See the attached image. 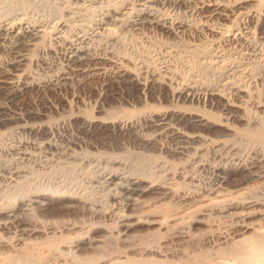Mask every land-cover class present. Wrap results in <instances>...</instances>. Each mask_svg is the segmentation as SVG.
<instances>
[{"label": "bare ground", "instance_id": "obj_1", "mask_svg": "<svg viewBox=\"0 0 264 264\" xmlns=\"http://www.w3.org/2000/svg\"><path fill=\"white\" fill-rule=\"evenodd\" d=\"M145 31L197 39L160 43L162 55L197 65L156 67L118 52L151 41ZM121 146L152 154L147 168L128 169ZM228 171L243 172L239 191L197 209L229 191ZM263 173L264 0H0V252L25 248L5 264H72L53 240L79 225L116 226L130 216L128 200L166 229L127 243L125 259L99 261L146 264L153 252L149 264H264V221L246 220L264 212V190L245 187ZM66 197L87 205L38 213ZM229 205L239 213L223 214ZM195 213L210 222L199 233ZM193 235L212 256L184 257L180 241Z\"/></svg>", "mask_w": 264, "mask_h": 264}, {"label": "rangeland", "instance_id": "obj_2", "mask_svg": "<svg viewBox=\"0 0 264 264\" xmlns=\"http://www.w3.org/2000/svg\"><path fill=\"white\" fill-rule=\"evenodd\" d=\"M147 32V31H145ZM150 33V39L151 41L145 42L140 41L135 42V51L133 52L128 51L129 49H126V46L118 45V52L123 54V52L126 51V54L134 55L135 52L138 55V57L142 56V58L145 59L146 62H150L151 65L156 67H161L165 64H170L172 66H175L177 69L185 70V66L183 65L181 59H187L190 64L197 65V61L192 57L186 56L184 53H174L168 55H162V49L161 44L164 42H168V44L176 46L178 45L179 48H184L188 43L190 45L191 41L192 44L195 40L191 37H188L184 35L183 37H165L161 36L157 32L153 33L152 31L147 32ZM156 37V38H155ZM163 37V38H162ZM161 38V39H160ZM180 38V39H179ZM187 38V39H186ZM158 41H157V40ZM163 40V42L161 41ZM169 40V41H168ZM190 40V42H188ZM161 41V42H160ZM198 41V40H197ZM153 42V43H152ZM171 42V43H170ZM177 42V43H176ZM200 42V41H199ZM161 43V44H160ZM140 44V45H138ZM186 44V45H185ZM157 45V46H156ZM184 45V46H183ZM145 48H144V47ZM125 48V49H123ZM157 48V49H156ZM120 49V50H119ZM146 49V50H145ZM123 50V51H121ZM151 52H150V51ZM154 52H153V51ZM157 50V51H156ZM160 51V52H159ZM141 53V54H139ZM151 53V54H150ZM159 53V54H157ZM135 54V55H136ZM180 54V55H179ZM183 54V55H181ZM174 55V56H173ZM188 57V58H186ZM151 58V59H150ZM154 58V59H152ZM163 58V59H162ZM171 59V60H170ZM154 62H153V61ZM169 60V61H168ZM194 60V62L192 61ZM168 61V62H167ZM178 61V62H177ZM158 62V63H157ZM164 62V63H163ZM180 62V63H179ZM155 63V64H154ZM160 64V66H159ZM182 64V65H179ZM179 65V66H178ZM184 66V69L182 68ZM93 82H92V81ZM90 80V84L97 85L101 83V80L99 78H94ZM98 80V81H97ZM100 81V82H99ZM32 98V96H29ZM106 107H109L107 104ZM95 114L102 115V113L95 111ZM240 127H243V124H239ZM123 145V144H122ZM121 146L120 148L117 147L114 152L118 154L123 160L127 162V168L134 169L136 171H141L145 168H147V165H149L148 161L152 158V154L150 155L149 152L145 151L143 153H139L136 149V152L134 148L129 146ZM132 149V151H131ZM135 151V152H134ZM151 157V158H150ZM147 162V163H146ZM146 165V167H145ZM132 167V168H131ZM145 167V168H144ZM133 170V171H134ZM243 172L242 171H228L226 173V180L224 181V187L229 189L227 193L222 194L221 196L213 197L212 199H204L203 201L199 202L201 203L200 206H197V209H205L207 206H209L211 203H218L220 202V199L222 198H229L235 193H237L239 190L238 188L242 185H238L241 181H243ZM246 189L251 190L254 193H260L264 190V173L260 176H255L251 181H249L247 184H245ZM262 188V189H261ZM47 201V198H45ZM109 201H116V199L112 196H109ZM163 207L167 206L166 199L162 200ZM134 200H128L129 205L125 208V211L130 214L129 217L124 218L123 220L119 221L116 226H110V225H79L76 226L74 229L68 230V237H66L65 241H63V244L61 243V238H56L53 241H59L58 248L62 249L68 256H71L73 261L72 264H106L107 262L99 261L98 257L102 256H113L120 257V259H123L124 256H121V253H127V243H130L131 241H141L145 242V240H148L152 237V235L165 231L166 225L163 223L161 225L162 216L157 214H144L143 211H140L139 209L134 208L133 204ZM87 203L83 202L82 200L76 198V197H66L60 200H53L51 204L47 205L44 208L39 209L38 213L40 216L44 219H53L62 216L63 213L72 212L78 209L84 208ZM97 208H100V206L95 205ZM72 210V211H70ZM240 207L229 205L228 208L223 212L226 215H230L231 213L237 214L239 213ZM28 210H25V207L23 206V209H19L20 214H26ZM219 213H216L218 215ZM222 215V214H221ZM2 217L6 216V214H2ZM200 217L201 220L205 221H197L192 220L190 221V224L192 226V230L199 233L201 231H204L209 227V221H207V216L203 213H195V217ZM150 219V221H148ZM166 220H168L166 218ZM246 220L248 222L252 223H261L264 221V212L261 213H255L252 216L246 217ZM170 221V219H169ZM171 222V221H170ZM251 223V224H252ZM5 234H10V232H5ZM252 234V230L248 229L244 236H249ZM45 235L40 234L39 238L37 240H45ZM122 240V241H121ZM150 240V239H149ZM147 242V241H146ZM182 245H184V252L186 255L184 257H188L187 259L190 260H196L200 258H208L209 256H212V249L210 247V244L204 243L203 241L199 240V236L193 235L191 238L185 241H180ZM45 245L40 244L39 247L36 249L37 252L44 254L46 253ZM40 249V251H39ZM44 249V250H43ZM16 251V252H15ZM18 254V255H24L25 254V248L19 247L15 250H6L3 252H0V264H5L3 262L4 259H8L10 254ZM129 255L134 257L138 256L137 254L128 251ZM36 257V254H35ZM153 257V252H148L145 254L144 259H141L145 261L146 264L148 263V260ZM159 257V256H157ZM183 257V258H184ZM125 259V258H124ZM176 259H168L164 261L165 264H171L175 262ZM178 260V259H177ZM27 260L24 262L26 263ZM23 263V264H24Z\"/></svg>", "mask_w": 264, "mask_h": 264}]
</instances>
